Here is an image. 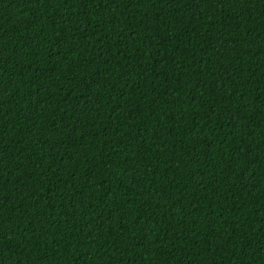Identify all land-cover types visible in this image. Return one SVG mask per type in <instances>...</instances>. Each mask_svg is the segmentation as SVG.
I'll return each mask as SVG.
<instances>
[{
  "label": "trees",
  "instance_id": "1",
  "mask_svg": "<svg viewBox=\"0 0 264 264\" xmlns=\"http://www.w3.org/2000/svg\"><path fill=\"white\" fill-rule=\"evenodd\" d=\"M0 264H264V0H0Z\"/></svg>",
  "mask_w": 264,
  "mask_h": 264
}]
</instances>
